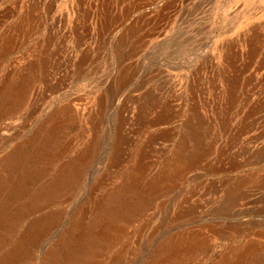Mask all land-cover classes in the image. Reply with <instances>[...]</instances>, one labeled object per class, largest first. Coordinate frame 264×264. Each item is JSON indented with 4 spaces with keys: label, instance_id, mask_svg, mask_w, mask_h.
I'll list each match as a JSON object with an SVG mask.
<instances>
[{
    "label": "rangeland",
    "instance_id": "obj_1",
    "mask_svg": "<svg viewBox=\"0 0 264 264\" xmlns=\"http://www.w3.org/2000/svg\"><path fill=\"white\" fill-rule=\"evenodd\" d=\"M8 45L0 90L20 75L32 90L3 121L0 159L20 156L56 110L72 112L51 161L27 166L50 172L10 203L0 264H56L55 253L68 264L58 243L101 198L127 214L97 264L157 262L172 238L167 264H264V0H0ZM71 163L45 206L42 186ZM125 186L131 199H110Z\"/></svg>",
    "mask_w": 264,
    "mask_h": 264
},
{
    "label": "bare ground",
    "instance_id": "obj_2",
    "mask_svg": "<svg viewBox=\"0 0 264 264\" xmlns=\"http://www.w3.org/2000/svg\"><path fill=\"white\" fill-rule=\"evenodd\" d=\"M251 2L252 0H245V4H250ZM10 50H11L10 45L4 47V50L0 49V59L5 57L7 52H9ZM24 76L25 75H20L17 78L11 79L8 82L4 81L5 83L1 87L0 90V134L1 135H3L2 133L9 132V129L7 128L8 127L7 124L3 123L5 118L18 112V110L21 107V103L25 100L27 94L30 93L32 90V86H31L32 82L30 81L29 78L25 79ZM76 110L79 111L80 108ZM71 112H72V108L70 105L61 108L60 110H56L50 116L46 128L42 129V133L40 132L39 135L36 137V140L34 138L32 142L29 143L28 147L23 148V152L20 154V156L11 160L6 158L4 160L0 159V164L3 165L5 169L4 172L2 173L3 176L0 178V228H2L7 234L14 232L13 231L14 228L11 227L10 230L8 225L12 223V221L10 222V220L12 219V216L14 218L15 215V213L13 212L11 213L13 205H10V203H16L19 201L28 200V195L30 193V190L28 189L29 187L27 186V184L30 183L29 181L32 179L31 177H33L34 181H36L41 177L49 174L50 172L49 165H46L39 169H35L34 173H32L33 168L30 170L27 166L36 163L39 159L41 162L40 161L38 162L40 163H42V161L44 160H48V162L51 161L50 159L47 158H50L52 155L50 148L52 139L56 136L57 130L61 128L62 120ZM67 147L61 150L65 151ZM62 151L61 154L63 153ZM59 154L57 155L59 156ZM86 156L87 154L85 152L78 154L76 158V162L79 163L83 162L84 161L83 158H85ZM186 159H188V157ZM189 159H190L189 162H191L192 159L191 158ZM180 160L182 161L181 158ZM180 160H176L175 165L179 164L178 162ZM183 161L186 162V160ZM182 163L184 164V162ZM175 165L173 166L170 165V167L171 166L174 167ZM142 166L143 164H140L136 173L142 170ZM74 167L75 164L73 163L68 164V166L61 168L57 172L58 174L55 178L58 179L57 181L45 182L47 184L43 186L41 184L43 188L42 190L44 192L38 197V199H42V203L45 206L46 205L48 206L49 204V198L47 197L50 195V193H47L45 195V192H50V191L55 192L59 188V186H62L67 181H69V175L71 174L70 171ZM127 187L128 186H125L120 192L117 191L114 194H112L110 199L113 200V197L116 198L122 197L123 199L127 197L129 200L130 197L128 196V192H131V190L129 187L127 190ZM157 190H158L157 183L152 184L149 193L154 195ZM103 202H104V198L98 199L97 201L94 200L93 208L91 212L89 210L90 208L88 210H84L80 214V217L74 221L73 225L69 227V230L67 231L65 238L61 239V241L58 243L60 245V248L66 250L67 255L70 256V261H68V264H97L96 259L101 255L99 254L98 249L96 248L101 247V249H103L105 246V249H107V247H111L112 244L116 242V240H118V238H115L118 235V233L120 234L122 233V235L123 233H125V232H121V228H119V226L115 224L119 218V215L122 214V216H126L127 214L126 210L115 209V208L102 210L100 209V207L103 205ZM131 205H136V201H134V199L132 200V202H127L125 208L128 206V209L127 208L126 209L129 210L130 208L129 206ZM1 219H5L9 222L6 224ZM1 232L2 230L0 229V236H1ZM179 240L182 239L172 238L169 242H167L164 245V247L159 251V253L155 256L154 260H157V262L151 261L150 264H167V261H169V259L173 257H177L178 256L177 250L179 248L176 250V246L174 247V245H176V243ZM187 242L190 243L191 241L188 240ZM13 248H12V252L15 251L16 246ZM82 252L85 253L83 254L84 258L82 257ZM241 256L242 255L240 254L236 255V258L238 259L237 261H235V264H241ZM52 258H54L53 260L56 261V264H62L59 262L60 260L58 257V253L53 254ZM230 263H228L227 260H225L223 261L222 264H230Z\"/></svg>",
    "mask_w": 264,
    "mask_h": 264
}]
</instances>
